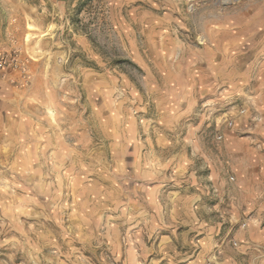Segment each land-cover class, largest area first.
I'll return each mask as SVG.
<instances>
[{
  "label": "rangeland",
  "instance_id": "rangeland-1",
  "mask_svg": "<svg viewBox=\"0 0 264 264\" xmlns=\"http://www.w3.org/2000/svg\"><path fill=\"white\" fill-rule=\"evenodd\" d=\"M0 54L22 66L0 69V264H124L106 190L143 142L161 188L190 193L174 251L264 264V0H0Z\"/></svg>",
  "mask_w": 264,
  "mask_h": 264
},
{
  "label": "crops",
  "instance_id": "crops-1",
  "mask_svg": "<svg viewBox=\"0 0 264 264\" xmlns=\"http://www.w3.org/2000/svg\"><path fill=\"white\" fill-rule=\"evenodd\" d=\"M162 60L163 56L157 54L154 62L161 64ZM218 61L216 65L211 62L203 66L205 78H202V80L207 87L218 85L220 80L224 82L226 68L224 64ZM175 80L177 82L180 81L179 79ZM215 81L218 83L215 84ZM171 84L172 82L170 81ZM166 91L169 94L173 92V90ZM179 93L186 94L185 101L189 100L187 90L180 89ZM177 112L175 111L173 114H170V111L165 109L163 115L157 114V117L162 118L164 123H171L173 119L177 118ZM73 133L81 134L76 129L73 130ZM76 141V143H79L80 138L77 137ZM159 142L153 143V146L163 147L165 143L167 144L166 141ZM58 145L59 149H64L67 146L65 139L61 136L59 137ZM148 146H150L149 143ZM148 146L146 142L141 144V152L143 153L141 161L137 158L130 159L129 161H115L116 165L123 163L129 172L125 173L122 177H118L121 180L120 183L117 182V177L112 176V184L109 186L110 190H106L107 197L104 209L107 211H104V213H106V218H109L112 222L108 226L109 229L105 238L113 249L112 255L115 261H121L124 264H202L206 260H210L209 254L200 259L192 260V258H184L190 251L187 252L186 250L183 253L181 252L182 254L174 251L176 249L175 245H182L181 243L189 244L187 239H183V235L179 236L177 231L179 229L182 230V227H185V225H194L192 216H189L185 220L183 216H179L181 213L187 214L184 210H191V201H187L190 198V193L187 190L173 191L161 188L164 181L157 174L158 172L155 170L156 173L148 171V162L145 157V151L149 149ZM131 171L135 173H131ZM91 191L92 188L89 192ZM161 197L169 199L167 206L163 204L164 202H160ZM182 201H186V205L179 207V203ZM97 206V208L93 207L96 208L93 212L99 216L103 213L104 209L99 202ZM188 213L191 215L192 212L189 211ZM95 218L97 219V217ZM165 219H167L166 222H164ZM120 227L122 229L126 228L130 232L129 241L123 247L118 236ZM191 243L192 241L190 240ZM178 256L183 258L178 260ZM236 262L235 257L224 255L222 259H219V262L217 261L212 264H237Z\"/></svg>",
  "mask_w": 264,
  "mask_h": 264
},
{
  "label": "built area",
  "instance_id": "built-area-1",
  "mask_svg": "<svg viewBox=\"0 0 264 264\" xmlns=\"http://www.w3.org/2000/svg\"><path fill=\"white\" fill-rule=\"evenodd\" d=\"M5 67L13 69H21V64L16 55L13 57H8L0 54V69H5Z\"/></svg>",
  "mask_w": 264,
  "mask_h": 264
}]
</instances>
